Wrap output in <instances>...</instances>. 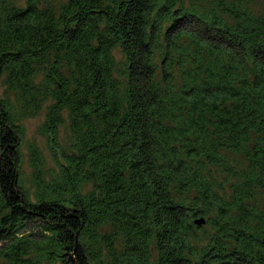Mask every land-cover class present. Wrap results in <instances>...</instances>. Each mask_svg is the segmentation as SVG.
<instances>
[{"label": "trees", "instance_id": "16d2710c", "mask_svg": "<svg viewBox=\"0 0 264 264\" xmlns=\"http://www.w3.org/2000/svg\"><path fill=\"white\" fill-rule=\"evenodd\" d=\"M18 1L0 0V264H264V6ZM43 111L54 167L32 155L31 195L18 115Z\"/></svg>", "mask_w": 264, "mask_h": 264}, {"label": "rangeland", "instance_id": "374dc122", "mask_svg": "<svg viewBox=\"0 0 264 264\" xmlns=\"http://www.w3.org/2000/svg\"><path fill=\"white\" fill-rule=\"evenodd\" d=\"M26 0H19L20 4H24ZM264 6V2L257 0V4ZM1 93V92H0ZM7 102H10L13 111L18 114L20 109L14 103V95L9 94ZM18 109V112L17 110ZM45 118V112H41L37 115H31L29 117H21L18 115V121L23 129L22 142L20 146V152L22 156V162L20 171L22 174V187L32 195L34 191V182H33V165L32 160L33 156H39L42 161V167L44 169H50L54 167V159L51 142L48 141L46 135L42 131V125ZM68 143L67 130L65 126L60 127L57 136V147L63 144Z\"/></svg>", "mask_w": 264, "mask_h": 264}, {"label": "water", "instance_id": "95a60500", "mask_svg": "<svg viewBox=\"0 0 264 264\" xmlns=\"http://www.w3.org/2000/svg\"><path fill=\"white\" fill-rule=\"evenodd\" d=\"M204 223H205V221L203 219H199V220L195 221V225L198 226V227L204 225Z\"/></svg>", "mask_w": 264, "mask_h": 264}]
</instances>
